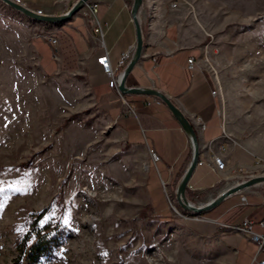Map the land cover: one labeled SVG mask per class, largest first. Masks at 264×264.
Returning a JSON list of instances; mask_svg holds the SVG:
<instances>
[{"label":"rangeland","instance_id":"rangeland-1","mask_svg":"<svg viewBox=\"0 0 264 264\" xmlns=\"http://www.w3.org/2000/svg\"><path fill=\"white\" fill-rule=\"evenodd\" d=\"M166 1L212 35L225 134L256 154L251 168L202 199L264 176V0ZM22 16L0 1V264H228L213 239L189 237L152 209L138 213L134 191L116 180L91 179L89 87L70 75L40 73ZM94 156L103 174V151ZM178 212L172 218L183 219ZM47 234L55 237L50 250L33 263L15 261L21 240Z\"/></svg>","mask_w":264,"mask_h":264},{"label":"crops","instance_id":"crops-1","mask_svg":"<svg viewBox=\"0 0 264 264\" xmlns=\"http://www.w3.org/2000/svg\"><path fill=\"white\" fill-rule=\"evenodd\" d=\"M91 1L98 6L95 18L104 30L101 40L93 32V20L84 18L80 10L63 23L55 24L22 16L30 21L31 52L40 73L50 78L70 75L89 87L91 127L86 143H91V156L96 151H103V174L96 171L99 158L93 155L91 179L103 176L116 180L123 184L124 190L134 191L138 213L142 208L152 209L159 221L164 223L166 220L165 224L189 237L213 239L228 253V264H250L256 252L255 243L240 233L229 231L226 225L247 217L252 222V231L264 235V228L259 225L264 220V183L231 194L198 215L187 213L177 205L175 186L191 159L186 134L164 104L152 102L155 97L122 94L121 99L114 89L108 87L109 77L97 61L106 54L109 66L115 69L124 52L132 51L133 55L136 45L130 9L133 0ZM22 2L33 12L41 10L43 16L63 15L74 5V0ZM171 3L142 0L137 15L142 48L126 77L125 87L161 92L192 122L197 134L198 160L202 164L196 165L185 196L189 202L198 205L207 203L219 193L200 199L201 194L212 191L227 178H239L235 175L237 171L251 168L256 154L223 135L216 114L217 99L211 96L214 85L201 61L202 48L209 39L207 32L190 16L184 17L177 4L170 7ZM37 32L57 38L55 53L46 40L34 36ZM39 39L42 40L39 42L41 47L32 46ZM191 57L195 58V63L189 69L187 60ZM197 119L205 123L204 130L199 128ZM150 149L158 155V162L151 159ZM214 154L225 162L223 171L212 169ZM162 182L173 194L177 209L189 215V219L172 218ZM241 196H246L247 205L241 204ZM261 260H264V254Z\"/></svg>","mask_w":264,"mask_h":264},{"label":"built area","instance_id":"built-area-1","mask_svg":"<svg viewBox=\"0 0 264 264\" xmlns=\"http://www.w3.org/2000/svg\"><path fill=\"white\" fill-rule=\"evenodd\" d=\"M11 1H13L14 3L26 8V6H25L24 2H22V0H11ZM78 1L79 0H74V4H76ZM175 4H176V2H172L170 4V7H173ZM70 9H68L65 13H67ZM97 11H98L97 4L91 0H87L86 2H83L81 9H80L81 15L84 18H88V19L93 20V32L101 40L102 37L104 36V30H103L102 26L100 25V23L95 18ZM35 12L37 15H40V16L43 15L41 10H37ZM34 36L37 38H41L43 40H46L50 44V47L53 48V52L55 53V48H56L58 40L54 35L47 34L45 32H37L34 34ZM207 36L209 37V40L207 41V43L202 48L201 61L203 63L209 65L211 67V70L214 72V80H213L214 81L213 82L214 87L211 89V96L213 98L217 99L218 105L216 108V114L220 118V125H221L223 135L227 137V135L225 134V130H224L225 116H224V112H223V108H222L223 103H224L222 95H221L222 94V88H221V85L217 79V76H215V74H216L215 70L212 67V62L214 61L213 58H215V56L218 54V49L214 44V40H213L212 35L207 34ZM131 56H132V51L124 52L121 55L115 69H112L109 66L106 54H104L102 57L97 59V61L101 64L103 71L109 77L108 87L114 89L116 91L117 95L121 99H123V95L121 94V92H119L118 86H119L121 79H122L123 70L127 66L128 61H130ZM194 63H195V58H192V57L189 58L187 60V68H189V69L193 68ZM152 102H154L158 105L163 104L159 99H156V98ZM150 103H151V101L147 102V104H150ZM197 122H198L199 128L201 130H204L206 127L205 123L202 122L201 120H198V119H197ZM208 149L210 150V147H208ZM149 155L154 162H158L159 157L155 153L154 150L150 149ZM211 160H212V164H213V166H212L213 170H222L223 171L225 169V162L223 161V159L220 156L214 154L212 156ZM201 164H202V161L198 160L197 165H201ZM260 167H261V169H264V164H262ZM240 171L241 170H239L238 172H240ZM253 176L254 175H249V178H251ZM249 178L245 179V180H249ZM245 180H242V181H245ZM162 188H163V191L167 197L171 211L179 214L178 209H177L176 204H175V201L170 199V195L168 193L166 185L163 182H162ZM241 204L247 205L246 196H241ZM183 215H184V216H182L183 219H189L190 218V216L187 214H183ZM263 221L264 220L259 222V225L262 228H264V222ZM251 227H252V222L247 217L242 218V220L238 223L226 225V228L229 231L240 233L243 236H246L247 238H249L253 243H255L256 252H255V255L253 256L250 264H264V260H261V256L264 254V235L254 233L252 231Z\"/></svg>","mask_w":264,"mask_h":264},{"label":"water","instance_id":"water-1","mask_svg":"<svg viewBox=\"0 0 264 264\" xmlns=\"http://www.w3.org/2000/svg\"><path fill=\"white\" fill-rule=\"evenodd\" d=\"M1 2H3L4 4H6L8 7H10L11 9H13L14 11L18 12L19 14L35 20V21H39V22H45V23H49V24H55V23H59L67 20L70 16H72L74 13H76L77 11H79L81 9V6L83 4V2H86L87 0H79L76 4H74L72 6V8L65 14L63 15H59V16H40L37 15L36 12H33L25 7H22L16 3H14L11 0H0ZM141 3L142 0H133L132 2V6H131V17L135 26V30H136V45H135V49L133 52V55L130 59V61H128L127 66L125 67V69L123 70L122 73V79L121 82L118 86V90L119 92H121V94H143V95H148V96H153L157 99H159L167 108L168 110L171 112V114L173 115V117L177 120V122L179 123L181 129L183 130V132L186 134L188 141H189V145L191 148V159H190V163L185 171V173L183 174V176L181 177L180 181L178 182L176 189H175V200L177 205L184 210L187 213H192L195 215L201 214L202 212H205L209 209H212L213 207H215L217 204H219L225 197L240 192L244 189H247L249 187L255 186L257 184H262L264 183V176H255V177H251L249 178V180H245L242 182L237 183L236 185L227 188L226 190L222 191L221 193H219L215 198L211 199L210 201H208L207 203L204 204H198L195 205L191 202H189L186 199L185 196V192H186V188H187V183L197 165V161H198V141H197V134L195 131V128L192 124V122L186 117L184 116V114L181 112V109H179L169 98H167L164 94H162L161 92H158L157 90L154 89H149V88H126L125 87V80L127 75L129 74V72L131 71L132 67L134 66V64L137 62L140 52H141V46H142V37H141V30L140 27L138 25V12L139 9L141 7Z\"/></svg>","mask_w":264,"mask_h":264},{"label":"trees","instance_id":"trees-1","mask_svg":"<svg viewBox=\"0 0 264 264\" xmlns=\"http://www.w3.org/2000/svg\"><path fill=\"white\" fill-rule=\"evenodd\" d=\"M177 178L174 179V186L176 185ZM30 239L25 237L21 240L20 245L17 246L16 262L19 263L22 260L28 263H33L39 256L50 250L52 242L55 240L48 234L43 236H37L33 243L28 242Z\"/></svg>","mask_w":264,"mask_h":264},{"label":"snow or ice","instance_id":"snow-or-ice-1","mask_svg":"<svg viewBox=\"0 0 264 264\" xmlns=\"http://www.w3.org/2000/svg\"><path fill=\"white\" fill-rule=\"evenodd\" d=\"M65 222H67V221H65Z\"/></svg>","mask_w":264,"mask_h":264}]
</instances>
